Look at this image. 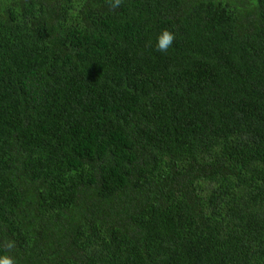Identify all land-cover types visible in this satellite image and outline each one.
Returning a JSON list of instances; mask_svg holds the SVG:
<instances>
[{
    "label": "trees",
    "instance_id": "trees-1",
    "mask_svg": "<svg viewBox=\"0 0 264 264\" xmlns=\"http://www.w3.org/2000/svg\"><path fill=\"white\" fill-rule=\"evenodd\" d=\"M2 255L264 264V0H0Z\"/></svg>",
    "mask_w": 264,
    "mask_h": 264
},
{
    "label": "clouds",
    "instance_id": "clouds-1",
    "mask_svg": "<svg viewBox=\"0 0 264 264\" xmlns=\"http://www.w3.org/2000/svg\"><path fill=\"white\" fill-rule=\"evenodd\" d=\"M122 3V0H110V6L115 9L118 8ZM176 39L174 32L163 29L157 36L155 50L157 52L167 54L169 49L173 46ZM5 249L12 250L15 247L14 242L8 241L4 244ZM0 264H15L14 258L9 255L0 256Z\"/></svg>",
    "mask_w": 264,
    "mask_h": 264
}]
</instances>
